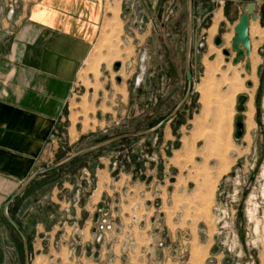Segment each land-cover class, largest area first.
<instances>
[{
	"label": "rangeland",
	"instance_id": "obj_1",
	"mask_svg": "<svg viewBox=\"0 0 264 264\" xmlns=\"http://www.w3.org/2000/svg\"><path fill=\"white\" fill-rule=\"evenodd\" d=\"M194 1L188 100L156 133L104 146L35 179L10 207L28 239L30 264H264V0L250 21L251 54L237 65L234 28L247 7L242 2L254 0ZM131 2L110 9L99 58L82 72L93 95L77 107L75 121L87 132L50 166L102 141L153 129L186 97L188 1L170 0L158 14ZM132 31L137 36L128 44ZM254 60L257 81H242L223 129L197 128L205 109H218L229 68L250 75ZM19 187L10 185L9 198ZM1 246L0 264H24L22 239L9 223Z\"/></svg>",
	"mask_w": 264,
	"mask_h": 264
},
{
	"label": "crops",
	"instance_id": "obj_2",
	"mask_svg": "<svg viewBox=\"0 0 264 264\" xmlns=\"http://www.w3.org/2000/svg\"><path fill=\"white\" fill-rule=\"evenodd\" d=\"M128 1L18 0L13 10L12 0H0V263L5 255L1 241L9 223L4 207L10 185L21 187L35 172L54 166L52 159L86 134V128L75 121L77 107L93 95L82 81V72L99 58L96 48L113 18L110 9L121 11ZM169 1L130 0L133 6L157 14ZM253 2L260 11V0ZM156 20L155 16L150 23ZM136 36V31L128 32L124 41L130 44ZM196 36L193 13L192 51L197 48ZM36 208L39 212L40 202Z\"/></svg>",
	"mask_w": 264,
	"mask_h": 264
},
{
	"label": "water",
	"instance_id": "obj_3",
	"mask_svg": "<svg viewBox=\"0 0 264 264\" xmlns=\"http://www.w3.org/2000/svg\"><path fill=\"white\" fill-rule=\"evenodd\" d=\"M255 11H256V3L255 2H250L249 4H247L246 10L240 16L239 21L234 28L235 37L233 38V42H232V50L236 52V58L233 60L234 65H237L245 56H249L251 54V40H250V36H249V27H250L251 19H253V20L258 19V15ZM189 12H190V15H189L190 27L188 28L189 29V36H188V42H187L188 44H187V56H186L187 57L186 58V71H187V79L189 80V84H188L189 88H188V92L186 94V97L177 106V108L164 121H162L160 124H158L156 127H154L151 130H148V131H145L142 133H138V134L121 135V136H118L115 138H111V139L102 141L100 143H97L93 146H90L88 148H85V149L77 152V154L75 153V154L71 155L70 157L64 159L60 163H58V164H56L50 168L41 169V170L35 172L33 175H31L25 181V183L22 184V186L15 192V194L6 203V205L4 207V217L9 222V224L16 230V232H18L19 235L21 236V239L23 242V249H24V264H30L29 243H28L27 237L24 235V233L21 232L18 224L13 220V218H11V215L9 212L10 203H12L21 194H23L25 192V190L35 181V179H37L38 177H40L41 175H43L49 171L60 169L64 166L72 163L77 158L83 157L89 153L91 154V152L102 149V148H104V146L106 147L108 145L120 142V141L128 139V138L148 136V135L156 133L158 130L161 129V127H163L168 121L172 120L178 114L180 109L184 106V104L188 100L187 98H189L190 92L192 89V87L190 85L191 84V78H192V74L190 71L191 70V55H192V24H193V1L192 0H190ZM221 31H222V29H221ZM214 42H215L216 46H221V44H222V40L219 37H217ZM223 53L226 56H228V54H229L228 51H224ZM121 67H122V65L120 63H117L114 66L116 71H119L121 69ZM249 67L250 66L248 65L247 69H249ZM239 102H240L239 109L241 111H243L245 108V104L247 103V97L241 96L239 98ZM237 128L239 131L238 134H239V136H241L243 134V124L238 123ZM100 210H103V208L101 207Z\"/></svg>",
	"mask_w": 264,
	"mask_h": 264
},
{
	"label": "bare ground",
	"instance_id": "obj_4",
	"mask_svg": "<svg viewBox=\"0 0 264 264\" xmlns=\"http://www.w3.org/2000/svg\"><path fill=\"white\" fill-rule=\"evenodd\" d=\"M221 18V11H219L217 14H216V21L219 20ZM212 29V28H211ZM214 30V28H213ZM215 33V32H214ZM120 35V34H119ZM229 37V36H228ZM228 37L226 36V42L228 41ZM103 45V44H102ZM254 56V55H253ZM111 57V56H110ZM253 59V58H252ZM251 60V59H250ZM221 62V61H220ZM257 62L258 60H254V62H252L251 64V71H250V75H245L243 72H242V69L241 71L238 69V67L236 68H229V71L226 72L225 76H223L225 79V83H229V86H228V90L226 91L225 95L221 96L218 103H219V106H218V109L214 110V112H210L209 110L205 109L204 110V113H202L201 117H199L195 124H196V127H205V126H209L211 125L212 127L216 128L217 130H222L225 123L227 122L229 116H230V107H231V99H233L234 95L240 91V89H242L241 87L242 86V81L244 80H250V81H257V78H256V65H257ZM217 65H219V63L217 64V62L215 63V66H213L212 64L209 65L208 67V74L211 75L213 73V71L215 70H218V68L216 69ZM220 66V65H219ZM239 66V65H238ZM244 71V70H243ZM231 72V77L228 76V74ZM242 74L245 75V79L242 78ZM195 127V128H196ZM216 142L218 144H220V142L222 141V137L218 136L216 137ZM215 139V137H214ZM213 139V140H214ZM215 142V141H214ZM215 144V143H214ZM213 145V144H212ZM190 146H191V143L187 140H185L184 142V150L187 152H189L190 150ZM221 146V145H220ZM214 147V146H213ZM217 148V147H216ZM231 149V148H230ZM218 152V151H217ZM229 154V153H228ZM225 156V155H224ZM217 157V156H216ZM178 159V157H177ZM178 161V160H177ZM206 181V180H205ZM210 182V181H209Z\"/></svg>",
	"mask_w": 264,
	"mask_h": 264
},
{
	"label": "trees",
	"instance_id": "obj_5",
	"mask_svg": "<svg viewBox=\"0 0 264 264\" xmlns=\"http://www.w3.org/2000/svg\"><path fill=\"white\" fill-rule=\"evenodd\" d=\"M80 158H82V157H80ZM80 158H77L75 161H73L72 163H70V165L73 164V163H75V162H77L78 160H80ZM68 165H69V164H68ZM16 201H17V200H16ZM16 201H15V202H16ZM13 205H14V203L12 204V206H13ZM10 207H11V206H10ZM10 213H11V209H10Z\"/></svg>",
	"mask_w": 264,
	"mask_h": 264
},
{
	"label": "built area",
	"instance_id": "obj_6",
	"mask_svg": "<svg viewBox=\"0 0 264 264\" xmlns=\"http://www.w3.org/2000/svg\"><path fill=\"white\" fill-rule=\"evenodd\" d=\"M16 6H17V4L15 5V7H16ZM15 7H14V9H15ZM14 9H13V10H14Z\"/></svg>",
	"mask_w": 264,
	"mask_h": 264
}]
</instances>
